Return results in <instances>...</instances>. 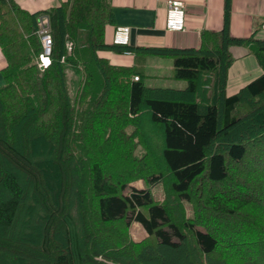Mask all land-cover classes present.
<instances>
[{"label": "trees", "instance_id": "16d2710c", "mask_svg": "<svg viewBox=\"0 0 264 264\" xmlns=\"http://www.w3.org/2000/svg\"><path fill=\"white\" fill-rule=\"evenodd\" d=\"M231 5L198 47H134L106 41L110 0H65L40 66L43 12L0 0V264H264V38L233 36ZM232 45L262 73L227 94ZM148 55L186 86L147 85Z\"/></svg>", "mask_w": 264, "mask_h": 264}, {"label": "crops", "instance_id": "0c3cea01", "mask_svg": "<svg viewBox=\"0 0 264 264\" xmlns=\"http://www.w3.org/2000/svg\"><path fill=\"white\" fill-rule=\"evenodd\" d=\"M65 0H16L23 8L35 12L61 4ZM185 7V27L182 30L166 28L167 0H110L115 23L106 29V41L111 42L114 28L130 27L129 45L198 47L202 34L219 31L224 24L225 0H182ZM230 33L236 37L264 38V0H232ZM233 56L228 69L227 94H234L262 73V68L246 46L232 45ZM99 55L116 65L135 64L134 53L103 50ZM6 58L0 47V85L3 84L2 68ZM145 83L149 86L183 88L186 81L172 77L173 59L148 55L144 62Z\"/></svg>", "mask_w": 264, "mask_h": 264}, {"label": "built area", "instance_id": "2783aa9c", "mask_svg": "<svg viewBox=\"0 0 264 264\" xmlns=\"http://www.w3.org/2000/svg\"><path fill=\"white\" fill-rule=\"evenodd\" d=\"M185 7L182 0H167L165 25L169 30H182L185 27ZM38 33L42 40L43 51L40 54V66L50 63L52 51V37L50 34V19L46 12L41 13L38 18ZM130 27L119 25L114 28L111 43L129 44ZM129 53V52H128ZM137 79L138 77L135 76Z\"/></svg>", "mask_w": 264, "mask_h": 264}, {"label": "rangeland", "instance_id": "374dc122", "mask_svg": "<svg viewBox=\"0 0 264 264\" xmlns=\"http://www.w3.org/2000/svg\"><path fill=\"white\" fill-rule=\"evenodd\" d=\"M112 147L116 148L117 147L114 145V143H112ZM131 185L134 186H144L145 185V181L142 177L134 179L130 182ZM152 193H153V197L155 199H163L165 197V187L164 184L162 182H159L157 184H154L151 187ZM183 207L185 209V214L186 216H192L193 214V205L190 201L188 200H184L183 201ZM121 226H119L120 228ZM118 227L114 226L112 227V231H113V236L117 237L118 234ZM120 235L122 236V232L120 233ZM126 237L134 240V241H140L143 238H145L147 236V232L146 230L142 227V225L139 222H133L129 228L127 229L126 233H125Z\"/></svg>", "mask_w": 264, "mask_h": 264}]
</instances>
